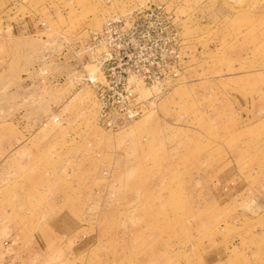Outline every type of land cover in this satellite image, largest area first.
<instances>
[{"label": "rangeland", "instance_id": "obj_1", "mask_svg": "<svg viewBox=\"0 0 264 264\" xmlns=\"http://www.w3.org/2000/svg\"><path fill=\"white\" fill-rule=\"evenodd\" d=\"M0 264H264V0H0Z\"/></svg>", "mask_w": 264, "mask_h": 264}]
</instances>
